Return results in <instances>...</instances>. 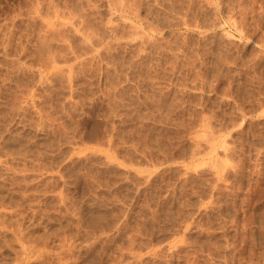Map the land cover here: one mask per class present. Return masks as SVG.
<instances>
[{"label": "rangeland", "instance_id": "obj_1", "mask_svg": "<svg viewBox=\"0 0 264 264\" xmlns=\"http://www.w3.org/2000/svg\"><path fill=\"white\" fill-rule=\"evenodd\" d=\"M0 264H264V0H0Z\"/></svg>", "mask_w": 264, "mask_h": 264}, {"label": "bare ground", "instance_id": "obj_2", "mask_svg": "<svg viewBox=\"0 0 264 264\" xmlns=\"http://www.w3.org/2000/svg\"><path fill=\"white\" fill-rule=\"evenodd\" d=\"M215 137H216V136H215ZM211 140H212V139H211ZM48 245H49V244H48ZM39 246H40V245H39ZM34 249H35V248H34ZM34 249H33V250H34ZM40 251H41V250H40ZM48 253H49V252H48ZM41 254H42V253H41ZM39 255H40V253H39ZM42 256H43V255H42Z\"/></svg>", "mask_w": 264, "mask_h": 264}]
</instances>
